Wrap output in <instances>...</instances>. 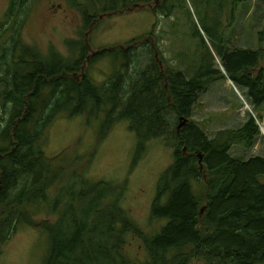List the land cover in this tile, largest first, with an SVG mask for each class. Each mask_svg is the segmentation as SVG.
I'll use <instances>...</instances> for the list:
<instances>
[{"label":"trees","instance_id":"obj_1","mask_svg":"<svg viewBox=\"0 0 264 264\" xmlns=\"http://www.w3.org/2000/svg\"><path fill=\"white\" fill-rule=\"evenodd\" d=\"M152 1L83 0L89 3L80 8L91 24L99 12L121 13L132 9L128 2ZM247 1L200 0L215 3L216 14L225 9L228 22L203 24L209 42L199 31L201 50L191 77L163 67V57L158 62L147 40L154 27L126 42V49L115 46L91 58L90 64L114 56L120 66L100 83L84 70L88 46L69 42L71 57L25 44L22 20L15 19L27 13L31 0L10 2V26L2 33L0 28V260L20 226L29 224L51 235L45 264H130L127 238L142 232L121 206L125 186L91 181L84 158L56 166L45 151L57 119L88 115L104 116L109 127L129 120L137 152L158 138L173 149L152 204L153 217L167 222L156 236L145 237L148 257L137 264H264V157L246 161L231 154L235 144L254 146L264 107V49H231L225 36ZM163 2L154 13L171 15L177 0ZM141 50L149 57L144 67ZM214 52L226 73L214 68ZM227 77L245 90L257 118L250 115L242 127L210 137L192 114L210 85ZM45 215L57 219H37Z\"/></svg>","mask_w":264,"mask_h":264},{"label":"rangeland","instance_id":"obj_2","mask_svg":"<svg viewBox=\"0 0 264 264\" xmlns=\"http://www.w3.org/2000/svg\"><path fill=\"white\" fill-rule=\"evenodd\" d=\"M77 1L31 0L27 13L21 16L18 13L15 22L22 20V24H18L23 42L36 47L43 54L55 49L72 57L69 42L88 46L89 56L84 70H89L92 78L99 83L107 80L116 72L117 65V69L120 66L114 56L100 57L90 64L91 58L115 46L126 49V42L149 33L154 27L155 35L147 40L157 49L158 52L154 54L158 62L161 63L163 57V67L173 66L191 77L194 73L192 64L201 50L200 32L209 42L203 24L215 28L217 20L224 24L228 22L226 10L216 14L217 6L213 2L208 6L200 0H177L176 10L168 16L160 11L158 15L154 13L164 2L153 0L147 4L128 2L132 9L121 13L99 12L95 20L88 24L80 7L89 2ZM10 2L12 0H0L1 33L10 26V19H7ZM91 10L93 12L95 8ZM225 36L230 38L231 49H264V0H249L240 4L232 26L225 28ZM6 37L7 34L4 41ZM140 53L144 67L149 57L145 56L143 50ZM214 55V68L225 73L221 58L215 52ZM234 89L229 77L221 78L200 96L192 118L210 137H214L219 130L242 127L250 115L257 118L245 90L239 88V96ZM261 113L262 118H257L261 133L256 143L251 148L235 144L231 149L234 157L246 161L255 156L264 157V107ZM103 119L104 116L96 118L88 115L57 119L48 129L45 151L48 157H53L51 161L56 166L70 165L75 158L81 160L79 164L84 158L85 164L90 165L88 177L91 181L125 186L121 206L142 232L141 235H130L125 245L128 262L136 264L148 257L145 237L156 236L167 222L153 217L152 204L162 173L174 161L173 149L163 138H158L149 141L143 152H137L138 139L130 129L129 120H121L109 127L104 125ZM37 219L54 222L57 216L45 215ZM50 246L51 235L48 231L22 224L6 245L0 264H45Z\"/></svg>","mask_w":264,"mask_h":264},{"label":"crops","instance_id":"obj_3","mask_svg":"<svg viewBox=\"0 0 264 264\" xmlns=\"http://www.w3.org/2000/svg\"><path fill=\"white\" fill-rule=\"evenodd\" d=\"M233 86H234V88L236 89H234L235 91H236V93H237V95H239L240 96V91H239V89H238V87L236 86V85H234L233 83H231Z\"/></svg>","mask_w":264,"mask_h":264},{"label":"water","instance_id":"obj_4","mask_svg":"<svg viewBox=\"0 0 264 264\" xmlns=\"http://www.w3.org/2000/svg\"><path fill=\"white\" fill-rule=\"evenodd\" d=\"M226 73V70H223ZM230 81L233 83V81L230 79Z\"/></svg>","mask_w":264,"mask_h":264},{"label":"bare ground","instance_id":"obj_5","mask_svg":"<svg viewBox=\"0 0 264 264\" xmlns=\"http://www.w3.org/2000/svg\"><path fill=\"white\" fill-rule=\"evenodd\" d=\"M263 131H264V129H263Z\"/></svg>","mask_w":264,"mask_h":264},{"label":"flooded vegetation","instance_id":"obj_6","mask_svg":"<svg viewBox=\"0 0 264 264\" xmlns=\"http://www.w3.org/2000/svg\"><path fill=\"white\" fill-rule=\"evenodd\" d=\"M137 264V263H136Z\"/></svg>","mask_w":264,"mask_h":264}]
</instances>
